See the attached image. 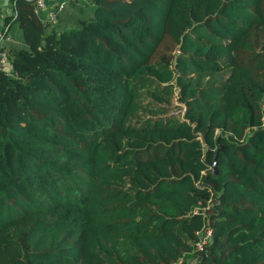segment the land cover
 Returning <instances> with one entry per match:
<instances>
[{
    "label": "trees",
    "instance_id": "trees-1",
    "mask_svg": "<svg viewBox=\"0 0 264 264\" xmlns=\"http://www.w3.org/2000/svg\"><path fill=\"white\" fill-rule=\"evenodd\" d=\"M14 1L0 264H264V0Z\"/></svg>",
    "mask_w": 264,
    "mask_h": 264
},
{
    "label": "crops",
    "instance_id": "crops-1",
    "mask_svg": "<svg viewBox=\"0 0 264 264\" xmlns=\"http://www.w3.org/2000/svg\"><path fill=\"white\" fill-rule=\"evenodd\" d=\"M60 1V0H57ZM65 8L60 12L59 21L51 25L57 29H64L70 27L79 17L92 14V2L90 0H67ZM15 12L14 0H0V32L4 28H8V35L4 38L3 44L7 49L11 47H25L23 29L19 23L12 18L9 23H6L8 16ZM48 8L42 10L40 16L46 17ZM87 15V16H88Z\"/></svg>",
    "mask_w": 264,
    "mask_h": 264
},
{
    "label": "built area",
    "instance_id": "built-area-1",
    "mask_svg": "<svg viewBox=\"0 0 264 264\" xmlns=\"http://www.w3.org/2000/svg\"><path fill=\"white\" fill-rule=\"evenodd\" d=\"M35 5V11L40 15L42 10L48 8L47 16L43 19L50 23L51 25L56 24L59 21L60 12L65 8L67 0H33ZM8 28H4L0 32V67L6 69L7 71L11 70L10 64V54L8 49L3 44L4 38L8 35ZM198 209L196 208L195 211ZM213 237V229L210 226H205L199 232V239L196 242L197 248L202 249L207 244H209Z\"/></svg>",
    "mask_w": 264,
    "mask_h": 264
},
{
    "label": "rangeland",
    "instance_id": "rangeland-1",
    "mask_svg": "<svg viewBox=\"0 0 264 264\" xmlns=\"http://www.w3.org/2000/svg\"><path fill=\"white\" fill-rule=\"evenodd\" d=\"M85 16H87L88 15V13H85L84 14ZM77 21V20H76ZM76 21L75 22H73V24L71 25V26H74V25H76ZM178 91V90H177ZM179 92V91H178ZM178 92L177 93H175V97H174V103H173V105L174 104H182L183 105V103H181V101H180V99H179V95H178ZM179 109V108H178ZM197 209H199V208H197Z\"/></svg>",
    "mask_w": 264,
    "mask_h": 264
},
{
    "label": "water",
    "instance_id": "water-1",
    "mask_svg": "<svg viewBox=\"0 0 264 264\" xmlns=\"http://www.w3.org/2000/svg\"><path fill=\"white\" fill-rule=\"evenodd\" d=\"M218 163H219L218 156L216 155L215 158H214V160L211 162L212 170L214 172H218V169H219L218 168Z\"/></svg>",
    "mask_w": 264,
    "mask_h": 264
}]
</instances>
